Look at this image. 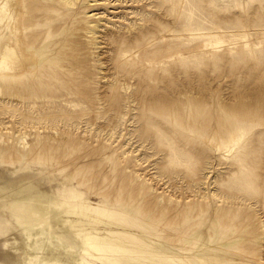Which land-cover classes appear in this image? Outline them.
<instances>
[{
    "label": "rangeland",
    "instance_id": "1",
    "mask_svg": "<svg viewBox=\"0 0 264 264\" xmlns=\"http://www.w3.org/2000/svg\"><path fill=\"white\" fill-rule=\"evenodd\" d=\"M36 2V59L0 70V264H264V0Z\"/></svg>",
    "mask_w": 264,
    "mask_h": 264
},
{
    "label": "bare ground",
    "instance_id": "2",
    "mask_svg": "<svg viewBox=\"0 0 264 264\" xmlns=\"http://www.w3.org/2000/svg\"><path fill=\"white\" fill-rule=\"evenodd\" d=\"M27 2L29 0H26ZM33 4H37V0H32ZM61 2L74 5L77 0H60ZM23 5L24 0H0V70L2 72L8 73H17V76L25 73L28 69V65L31 64V61L36 59V55L28 53L26 51V47L23 45L24 36L23 30L21 25L22 15H23ZM96 28H93V31ZM89 32V29H87ZM89 33H94V32ZM97 31V29H96ZM8 33H10L6 38H4ZM96 38V37H95ZM94 38V39H95ZM93 39V40H94ZM3 40V41H2ZM225 41L223 40H216V41H206L204 42V47L211 48V49H218L221 47ZM96 44V42H95ZM98 44V43H97ZM22 45L24 47H22ZM250 45L246 43V46ZM84 47V44L81 42L77 46V50L80 51ZM131 55L127 54L123 57V61ZM89 71V69H88ZM80 78V77H79ZM80 80V79H79ZM41 84L39 83L38 88H33L32 91L38 97H43L46 93L40 89ZM71 90L74 92H79L80 87L78 84H71ZM63 97V96H62ZM39 98V99H41ZM150 137L149 134H146V138ZM153 148V147H152ZM3 184L0 185V193L3 192L4 189ZM74 201L78 199L81 200V195L74 194L73 196ZM63 206H66L65 213L67 214L68 225L71 227V230L78 231V237L84 236V238L80 239L83 241L85 245L84 252L89 256L96 254L97 256H103L108 251L113 250V243L106 241L104 238H100L98 232L89 231L87 230V223H85L82 218L88 216L91 211H94V207L91 206L89 203L86 204L85 201L81 203L73 201H65L62 203ZM61 207V206H60ZM63 208V207H62ZM1 212V211H0ZM96 212V211H95ZM99 212V211H98ZM13 229L11 224V219L9 213L4 210V212L0 213V230L4 232H11ZM43 242L40 243L38 246L39 253H43L42 251L45 249L46 240L51 239L49 233L43 238ZM52 240V239H51ZM55 243L54 241H52ZM42 257L39 255L32 256L30 258L29 264H62L58 262H51L47 261L44 262ZM84 264H89L84 262Z\"/></svg>",
    "mask_w": 264,
    "mask_h": 264
}]
</instances>
